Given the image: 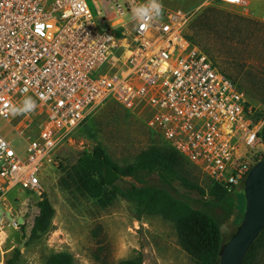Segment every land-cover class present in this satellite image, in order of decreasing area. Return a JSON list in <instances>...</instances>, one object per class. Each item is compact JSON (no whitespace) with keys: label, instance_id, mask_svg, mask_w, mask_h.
Returning <instances> with one entry per match:
<instances>
[{"label":"built area","instance_id":"2783aa9c","mask_svg":"<svg viewBox=\"0 0 264 264\" xmlns=\"http://www.w3.org/2000/svg\"><path fill=\"white\" fill-rule=\"evenodd\" d=\"M142 26L131 16L146 0H0V107L35 99L37 121L0 115V198L43 193L42 172L86 116L106 102L144 110L146 127L228 192L264 158V104L245 93L186 36L205 4ZM31 126V129H29ZM17 229L16 220L10 224Z\"/></svg>","mask_w":264,"mask_h":264},{"label":"rangeland","instance_id":"374dc122","mask_svg":"<svg viewBox=\"0 0 264 264\" xmlns=\"http://www.w3.org/2000/svg\"><path fill=\"white\" fill-rule=\"evenodd\" d=\"M202 0H179L168 4L182 10L193 9ZM243 6L215 5L216 12H206L205 4L186 28V36L207 54L216 67L230 77L254 105L264 104V0H244ZM145 111L126 110L109 101L91 111L54 153L50 166L42 172L43 193L9 192L0 198V264H45L50 254L68 253L73 264H118L141 257L142 264H193L180 248L173 225L160 216L139 215L135 204L117 199L106 208L80 197L64 180L84 149L100 145L119 165L131 163L151 145L163 140L146 127ZM36 112L24 115L20 125L36 123ZM2 133L20 145L0 121ZM31 129V126H29ZM188 178L206 188L208 180L195 168L185 169ZM126 178L116 182L121 190L130 187ZM159 185L156 177L146 179ZM174 188L192 198L196 193ZM45 196L54 209L51 230L38 239H30V228L37 214V202ZM235 214L244 212L243 186L236 188L224 204ZM16 220L17 229L10 224ZM22 226V227H21ZM234 217L221 227L222 243L233 235ZM19 254L15 258V252ZM255 264H264V250Z\"/></svg>","mask_w":264,"mask_h":264},{"label":"trees","instance_id":"16d2710c","mask_svg":"<svg viewBox=\"0 0 264 264\" xmlns=\"http://www.w3.org/2000/svg\"><path fill=\"white\" fill-rule=\"evenodd\" d=\"M213 5L206 10L207 13L216 12L214 7L218 4ZM259 136L264 143V128ZM189 167L195 168L165 141L161 146H149L131 163L123 165L117 164L103 147L95 145L83 150L64 183L72 192L92 200L99 208H106L115 200L123 199L134 203L140 216H160L173 225L178 245L193 264H219L223 244L221 227L230 216L234 217L238 226L244 212L235 214L232 209L224 208L231 192L208 179L206 188L199 186L185 173ZM152 176L157 178L159 185L146 183V179ZM126 178L131 180L130 187L121 190L116 182ZM173 183H178L188 193H196L198 197L178 192ZM36 207L38 212L30 228V239L46 235L52 227L54 209L49 200L42 196ZM263 250L264 226L241 264H255ZM18 254L16 250L15 258ZM45 264H73V258L68 253H54L49 255ZM118 264H142V259H126Z\"/></svg>","mask_w":264,"mask_h":264},{"label":"water","instance_id":"95a60500","mask_svg":"<svg viewBox=\"0 0 264 264\" xmlns=\"http://www.w3.org/2000/svg\"><path fill=\"white\" fill-rule=\"evenodd\" d=\"M243 190L244 213L234 234L221 245L219 264H241L264 226V158L248 172Z\"/></svg>","mask_w":264,"mask_h":264},{"label":"clouds","instance_id":"9594fccd","mask_svg":"<svg viewBox=\"0 0 264 264\" xmlns=\"http://www.w3.org/2000/svg\"><path fill=\"white\" fill-rule=\"evenodd\" d=\"M131 16L142 26L162 19V0H146V3L134 6L131 9ZM36 108L37 104L35 99H33L31 96H25L19 105H5L4 107H0V115H11L12 117L18 115H28L33 113ZM0 147H3L2 141H0Z\"/></svg>","mask_w":264,"mask_h":264}]
</instances>
